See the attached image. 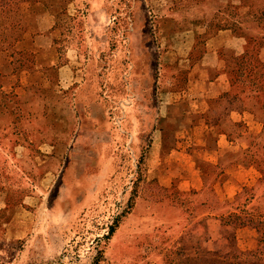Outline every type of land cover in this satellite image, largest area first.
I'll return each mask as SVG.
<instances>
[{"label": "rangeland", "instance_id": "1", "mask_svg": "<svg viewBox=\"0 0 264 264\" xmlns=\"http://www.w3.org/2000/svg\"><path fill=\"white\" fill-rule=\"evenodd\" d=\"M169 13L163 0H0V264H232L221 231L235 255L256 250V231L236 222L208 234L177 187L181 223L119 232L143 189L162 192L144 167L149 133L189 128L168 119V101L191 87L178 65L187 45L171 42L170 20L187 16ZM242 67L232 81L249 90L231 117L264 96V65L245 78ZM237 142L264 165V139ZM233 166L232 186L207 196L233 195L221 212L254 215L247 201L256 193L264 208V175L249 159Z\"/></svg>", "mask_w": 264, "mask_h": 264}, {"label": "crops", "instance_id": "2", "mask_svg": "<svg viewBox=\"0 0 264 264\" xmlns=\"http://www.w3.org/2000/svg\"><path fill=\"white\" fill-rule=\"evenodd\" d=\"M164 6L170 17L179 12L187 16L170 20L172 27L179 28L171 42L187 45L178 65L186 67L191 87L185 90L187 100L168 101L172 110L168 119H183L189 128L149 133L144 167L162 192L148 198L143 189L119 232L129 236L145 226L165 229L181 223L185 219L182 201L172 198L177 187L179 193L188 196L194 221L204 220L208 234H212L211 228L218 233L224 213L219 206L233 195L209 199L207 194L232 186L231 169L242 154L237 141L242 135L256 138L264 121V101L258 104L253 98L245 99L248 102L237 117L228 116L235 112V94L249 90L233 82L232 77L240 72L241 65L250 74L256 65H264V44L255 45L264 41V32L255 31L264 21V0H163ZM156 117L155 126L161 122L160 115ZM214 120L219 125L206 126L207 121ZM193 121L204 129L192 130ZM243 128L246 130L241 132ZM132 138H128L129 143Z\"/></svg>", "mask_w": 264, "mask_h": 264}, {"label": "trees", "instance_id": "3", "mask_svg": "<svg viewBox=\"0 0 264 264\" xmlns=\"http://www.w3.org/2000/svg\"><path fill=\"white\" fill-rule=\"evenodd\" d=\"M264 35V34H263ZM264 38V36L262 37ZM264 44V41H262L261 43H257L255 44L256 46H261ZM245 71V73H247V76L249 75H255L253 74L254 72H252L250 74L251 71L245 69L243 70ZM245 76V77H247ZM258 90V89H257ZM251 98L255 99L257 101V103H263L264 101V96H262L261 101H259V99L255 96H252ZM264 139V121H263V127L261 130V133L256 137V138H250L252 140H257V139ZM249 150L246 151H241V156L238 158V160L235 162H244V161H248V159L256 166L258 167L257 170L258 172L263 176L264 175V165H263V159H254V154L249 153ZM260 182L262 184V193H264V178H259ZM258 179V180H259ZM250 190L252 191V189L250 188ZM256 194V193H255ZM253 193L250 197V199L247 201V204H251V211L253 212L254 215L250 214L247 215L246 210H240L237 213V209H230V211L225 210V212L222 214L221 220H220V224H221V229H222V224L223 227H228L230 225H232L233 223L237 224L239 227H244L247 229H251V230H255L257 233V248L255 251L250 252L248 254H239L238 256L235 255L234 253L237 252L236 247H235V243H234V237L233 235L229 236L228 234L226 235L225 233H223L222 231L220 232L221 235L223 236V239L226 241L230 242V249L228 253L222 255V257L224 256L225 258H228L231 260H234V262L231 261L232 264H264V208H260L258 205V201L256 199V196ZM260 197H262V194H260ZM245 207L244 205H242V208ZM246 255V256H245Z\"/></svg>", "mask_w": 264, "mask_h": 264}]
</instances>
